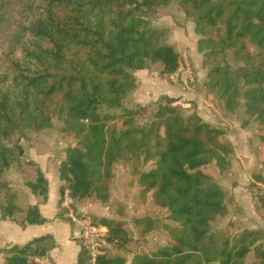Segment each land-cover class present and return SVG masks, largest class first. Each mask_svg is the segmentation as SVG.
Segmentation results:
<instances>
[{
  "label": "trees",
  "instance_id": "1",
  "mask_svg": "<svg viewBox=\"0 0 264 264\" xmlns=\"http://www.w3.org/2000/svg\"><path fill=\"white\" fill-rule=\"evenodd\" d=\"M170 1L193 21L209 93L228 112L242 98L244 113L264 128V0H0V194L5 196L0 219L23 213L16 222L22 228L46 222L35 205H16V193L2 176L20 158L21 148L8 139L46 130L57 119L59 131L75 141L62 149L59 196L68 191L74 202L93 196L106 203L112 166L121 161L141 196L151 193L152 204L167 211V244L134 254L130 264H246L250 253L251 264H264V230L230 236L210 227L227 214L223 191L203 171L211 164L219 172L228 168L232 148L223 130L194 112L183 115L173 106L175 98H161L155 109L105 111L120 107L136 87L130 71L159 64L162 75L176 73L177 52L148 19L156 6ZM145 111L151 119L141 123L138 116ZM25 162L36 173L25 186L45 200L47 181L35 163ZM149 162L153 166L142 172ZM93 221L106 228L108 243L118 248L127 243L120 221ZM135 222L142 234L154 227L147 217ZM46 239L52 237L1 247L3 264H27L46 255L53 244L45 248ZM85 253L80 247L76 264L85 263ZM96 262L125 264V259L101 255Z\"/></svg>",
  "mask_w": 264,
  "mask_h": 264
},
{
  "label": "rangeland",
  "instance_id": "2",
  "mask_svg": "<svg viewBox=\"0 0 264 264\" xmlns=\"http://www.w3.org/2000/svg\"><path fill=\"white\" fill-rule=\"evenodd\" d=\"M148 19L152 28L162 31V41L171 45L178 54L179 64L176 73L178 74V81L181 86L186 90L190 89V91H196V94L199 93L198 91L203 90L205 100L209 105L208 107L215 109L221 116L223 115V117L224 113H230V115L225 114V116H230V121H236V125L242 123V120L245 117L247 120L246 124L250 122V125L254 127L255 120L244 113V100L242 98L239 99V106L237 109L233 112H228L224 110L223 104L219 99L209 93L208 89L204 86L207 69L201 66L202 56L196 51V41L198 36L193 31L194 24L192 19L184 15L177 3L175 1H170L166 4L156 6L152 13H148ZM227 59L230 61L231 56L228 55ZM147 68L156 75L161 71V66L159 64H149ZM130 73L137 80L143 75V72L139 73L138 71H130ZM160 75L162 77L164 76L161 73ZM188 76H191L192 80H190ZM160 82V84L155 86L156 89H151L153 91L161 90V85L164 87L167 85V88H169V82L165 83L164 78H162ZM169 91H167V93ZM160 98H163L162 94L158 96L156 102L145 104V106L148 105L151 109H155L156 103L160 101ZM173 106L177 107L183 115L193 112L197 114L195 103L192 100L182 101L173 104ZM138 107L140 106L135 102L134 97H132L131 94H128L122 101L120 107L105 109V111L112 115H119L128 111L136 110ZM147 111L138 116L139 122L143 123L151 119L152 113H148ZM200 114L205 118L204 114ZM202 121L204 120L202 119ZM60 125V121L53 119L50 128L46 130L41 132L25 131L22 135L15 134L8 139L7 143L18 145L22 151V154L19 155V162L13 163L10 168L3 173L2 178L8 185L9 180L15 184V188L18 186L23 187L25 186L26 181H33L35 179L36 173L34 167L25 162L29 161L28 158H33V161L36 160L38 163L42 161V158L39 155L37 156V154L35 155V153L32 152L33 149H37L39 152L38 154H42L46 157L50 162V167H58L59 161L63 157L62 149L65 146L75 143L72 136L62 134L59 131ZM255 129V137L258 143L257 146L259 145L261 147L262 151L259 150V152L263 157L258 165H255L254 167H249V165H247L248 167L245 169V165L240 164V167L246 174L245 180H243V178L241 180H236L231 177V172L236 167V164L234 163L235 161L233 160V158H235L236 149H234L233 145L227 139L226 132L223 129H221L224 131L223 140L229 143L232 148V153L228 156V168L224 172H219L218 169L211 164L203 169V171L210 176L211 180L219 185L223 191L225 204L227 206V214L223 217H217L210 223V227L214 230H225L230 236L245 229L264 230V206L261 205V199H264V179L263 181H257L254 179L255 174L264 176V128L259 126V128ZM152 166L153 163L149 162L142 165L140 170L143 172L150 169ZM17 177H19L20 180ZM236 186H239L237 194L238 200L234 194H231L232 189H235ZM7 188L11 191V187ZM140 189L141 188L138 186L136 180L131 179L126 164L117 161L112 166V176L108 187L109 197L106 203H102L96 200L93 196H90L83 198L80 201H75L72 205L73 212L77 213L74 205L80 202L78 203L80 207L89 210V212L83 213L89 215L96 221H99L102 218H107L122 223V227L128 238L127 243L118 248L115 244L108 243L105 239L100 245L103 255L121 256L125 259V264H130L134 254L151 253L155 249L167 244L168 234L163 228L164 223H169L166 219L167 211L152 204L151 193H147L142 197ZM4 198L5 196L0 194V203H3ZM26 199V195L21 194L16 203L21 207H26ZM49 200V203L53 204L51 192H49ZM245 201H247V203H245ZM58 209L60 211L59 215H57L59 217L58 219L68 223L73 230L67 212L60 209L59 206ZM235 209H238L239 211ZM255 215L262 220L252 222L251 220H254L253 218H255ZM139 217H147L154 221L153 229L146 234H142V226L137 225L135 222V219ZM21 219V215L17 218H13L15 222H20ZM45 227L48 229V226ZM56 232L57 231H55V233ZM61 234L62 233H60V235ZM69 238L73 239L72 235H70ZM52 243L53 241L51 239H46L41 245L48 248ZM262 243L264 247V239L262 240ZM9 247L11 246H8L7 248ZM85 255L87 258L85 259L84 264H88V255L86 253ZM36 257L39 256L29 258L27 264H36L34 262V258ZM253 261L254 256L250 253L246 259V264H251Z\"/></svg>",
  "mask_w": 264,
  "mask_h": 264
},
{
  "label": "crops",
  "instance_id": "3",
  "mask_svg": "<svg viewBox=\"0 0 264 264\" xmlns=\"http://www.w3.org/2000/svg\"><path fill=\"white\" fill-rule=\"evenodd\" d=\"M137 71L139 73L143 72V75L139 78V80L134 77L136 81V87L128 94H131L132 97H134L135 102L139 104V106H145V104L156 102L160 94H162L163 97L177 99V101H175L173 104H177L186 100H192L195 103V110L197 111V115L200 116L204 120V122L210 124L215 128H221L226 132L227 139L233 145L234 149H236L235 158H233L236 167L231 172L232 178H235L236 180H241L243 178V180H245L246 174L240 167V164L245 165L246 169V167H248L247 165H249V167H254L255 165H258L260 160H262L261 158L263 156L259 152V150L262 151V149L259 145L257 146L258 143L255 137V128H259L256 122L254 123V127H252L250 125V122L246 124L247 120L244 117L242 123L236 125V121H230V116H225V114L230 115V113H224V117L223 115L221 116L220 113H218L215 109L208 107L209 105L205 100L203 90L198 91L199 93L196 94V91H190V89L186 90L184 87H182L178 81L177 73L164 75L162 77L160 75V72H158L157 76L155 73L148 70V68ZM162 78H164L165 83L169 82V88H167V85L166 87L161 85V88L159 86L161 90L153 91L151 88L156 89L155 86L161 83L160 81L162 80ZM167 91L169 92L167 93ZM199 95H202L203 97ZM200 113L204 114L205 118H203ZM32 152L42 158V161L40 163H38L36 160L33 161V158L28 159L36 164L43 177L47 181L46 199L42 200L41 197L33 195L25 186H18L15 188V184L10 182L9 180L8 187H11V192L16 193L15 203L20 198L21 194H25L27 197V206L35 205L37 207L38 213L41 217L45 218L46 222L41 225L25 224V226L22 228L13 219H0V248H7L8 246L12 245L21 246L30 241L32 238L50 235L52 237L53 244L46 251V257L49 259L51 264H76L77 254L80 250L78 240L75 236L76 229L73 225H71L73 227L72 230L68 223L55 218L57 210H59V195L57 192V188L59 185V180L57 177L58 167H50V162L44 155L38 154L39 152L37 149H33ZM17 178L19 179V177ZM238 188L239 186H236L235 189H232L231 193L236 196L237 200ZM49 192H51L53 204L49 203ZM78 203L74 205L75 211L77 213L89 212V210H87L86 208L80 207ZM245 203H247V201H245ZM16 205L18 204L16 203ZM18 206L21 209H26L27 207H21L20 205ZM235 210L239 211L238 209ZM238 213L241 214L240 212ZM19 215L23 217V213H19L15 214L13 218H17ZM253 219L254 220H251L252 222L262 220L256 215ZM45 226H48V229H46ZM55 231L57 232L55 233ZM60 233L62 234L60 235ZM70 235H72V238L74 240L69 238ZM3 260L4 255L0 254V264H3Z\"/></svg>",
  "mask_w": 264,
  "mask_h": 264
},
{
  "label": "built area",
  "instance_id": "4",
  "mask_svg": "<svg viewBox=\"0 0 264 264\" xmlns=\"http://www.w3.org/2000/svg\"><path fill=\"white\" fill-rule=\"evenodd\" d=\"M188 78L192 80L191 76H188ZM73 204L74 201L68 191H64L62 195L59 196V207L67 212L69 222L75 227V236L80 247L88 255V264H97V258L103 255L100 244L103 243L106 238V228L97 224L85 213H74L72 210ZM34 262L36 264H51L45 255L34 258Z\"/></svg>",
  "mask_w": 264,
  "mask_h": 264
},
{
  "label": "water",
  "instance_id": "5",
  "mask_svg": "<svg viewBox=\"0 0 264 264\" xmlns=\"http://www.w3.org/2000/svg\"><path fill=\"white\" fill-rule=\"evenodd\" d=\"M21 154H22V151L20 150V151H19V155H21Z\"/></svg>",
  "mask_w": 264,
  "mask_h": 264
}]
</instances>
